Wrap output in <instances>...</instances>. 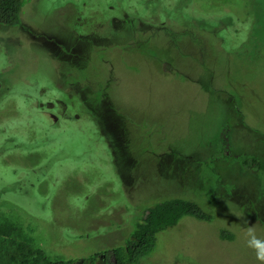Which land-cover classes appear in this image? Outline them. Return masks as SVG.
<instances>
[{
    "label": "rangeland",
    "instance_id": "rangeland-1",
    "mask_svg": "<svg viewBox=\"0 0 264 264\" xmlns=\"http://www.w3.org/2000/svg\"><path fill=\"white\" fill-rule=\"evenodd\" d=\"M254 159L264 0H25L0 24V223L17 226L0 249L113 263L149 207L184 198L213 220L184 216L139 264H264L243 222L264 242Z\"/></svg>",
    "mask_w": 264,
    "mask_h": 264
},
{
    "label": "trees",
    "instance_id": "trees-1",
    "mask_svg": "<svg viewBox=\"0 0 264 264\" xmlns=\"http://www.w3.org/2000/svg\"><path fill=\"white\" fill-rule=\"evenodd\" d=\"M24 5L25 0H0V24L19 25ZM254 163L264 170V161L254 159ZM184 216H193L203 221L213 220V215L195 201L184 198L169 199L147 209L142 222L137 224L126 243L111 251L113 263L107 262V252L82 258H67L30 242L18 243L15 240L12 249L6 243H1L0 260L6 262L0 261V264H139L144 257L155 251L158 235L176 226ZM9 219L6 220V225L0 223V232H9L12 236L17 231V226ZM223 238L232 240L234 236L224 232Z\"/></svg>",
    "mask_w": 264,
    "mask_h": 264
},
{
    "label": "clouds",
    "instance_id": "clouds-1",
    "mask_svg": "<svg viewBox=\"0 0 264 264\" xmlns=\"http://www.w3.org/2000/svg\"><path fill=\"white\" fill-rule=\"evenodd\" d=\"M243 222L247 225L245 237L247 246L253 248L259 260L264 261V242L255 237L254 226H249V222L247 220Z\"/></svg>",
    "mask_w": 264,
    "mask_h": 264
}]
</instances>
